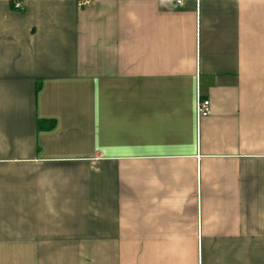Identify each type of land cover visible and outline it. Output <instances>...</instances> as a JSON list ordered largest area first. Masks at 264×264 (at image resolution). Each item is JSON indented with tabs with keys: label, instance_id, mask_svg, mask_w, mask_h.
<instances>
[{
	"label": "crops",
	"instance_id": "crops-1",
	"mask_svg": "<svg viewBox=\"0 0 264 264\" xmlns=\"http://www.w3.org/2000/svg\"><path fill=\"white\" fill-rule=\"evenodd\" d=\"M0 264H264V0H0Z\"/></svg>",
	"mask_w": 264,
	"mask_h": 264
},
{
	"label": "built area",
	"instance_id": "built-area-1",
	"mask_svg": "<svg viewBox=\"0 0 264 264\" xmlns=\"http://www.w3.org/2000/svg\"><path fill=\"white\" fill-rule=\"evenodd\" d=\"M92 0H76V3L79 7L86 6L90 4ZM181 0H177V3H180ZM210 114V103L207 99L196 98L195 101V115L197 118L205 117Z\"/></svg>",
	"mask_w": 264,
	"mask_h": 264
},
{
	"label": "trees",
	"instance_id": "trees-1",
	"mask_svg": "<svg viewBox=\"0 0 264 264\" xmlns=\"http://www.w3.org/2000/svg\"><path fill=\"white\" fill-rule=\"evenodd\" d=\"M40 87V82H36L35 85V92L38 91V88ZM54 124V120H45V119H41L37 121V126L39 128H50L52 125Z\"/></svg>",
	"mask_w": 264,
	"mask_h": 264
}]
</instances>
